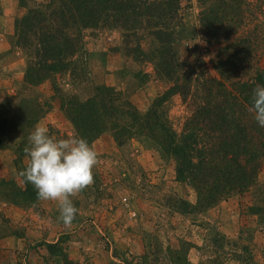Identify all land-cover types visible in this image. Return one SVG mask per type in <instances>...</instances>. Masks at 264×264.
Here are the masks:
<instances>
[{
  "label": "rangeland",
  "instance_id": "rangeland-1",
  "mask_svg": "<svg viewBox=\"0 0 264 264\" xmlns=\"http://www.w3.org/2000/svg\"><path fill=\"white\" fill-rule=\"evenodd\" d=\"M169 1L129 0L128 7L133 8L123 13L131 19L127 30L114 24L113 12L104 13L96 28L84 31L69 71L55 78L57 93L53 80L37 86L27 81L34 49H23L16 36L17 23L51 0H0V13L8 9L12 22L11 34L6 29L0 31L9 46L0 53V105L9 111L3 117L8 126L0 148V237L13 234L25 238L24 249L9 256L7 264H61V258L48 255L45 245L57 238L69 259L81 264L71 259L66 247L70 234L98 231L110 249L107 237L115 229L109 231L108 224L98 219L118 212L121 220L116 229H120V240L138 239L140 253L118 250L119 257L110 264H126L125 260L141 264L145 261L140 258L145 255L146 264H170L169 250H179L183 244L189 246V259L195 264H264V162L248 190L201 210L195 188L177 181L175 160L156 143L135 136L119 145L108 132L94 142L99 161L93 169L94 183L72 198L79 211L70 229L58 221L56 202H32L17 196L19 203L15 204L5 195L13 196L15 189L25 187L19 176L28 163L23 149L38 123L57 139L75 137V128L62 110L63 97L67 100L76 95L86 101L106 86L120 92L123 100L132 103L140 114L150 110L155 99L171 85L157 72L165 50L154 33L159 29L173 32L178 71L192 70L202 60L215 78L231 79L215 69L214 60L223 45L206 36L217 8L229 4L235 12L243 10L244 15L241 21L227 26L239 28L246 35L254 34L257 68L264 70V0H180L174 5V18ZM153 2L161 4L163 16L159 21L144 15ZM31 43L35 46L37 40L32 38ZM254 74L247 69L241 78L233 77L228 83L249 80ZM193 79L202 87L206 76ZM160 112L178 133L191 114L179 95L165 103ZM124 196L131 200L129 209L122 204ZM132 209L136 216L130 214ZM77 220H81L79 224H75Z\"/></svg>",
  "mask_w": 264,
  "mask_h": 264
},
{
  "label": "trees",
  "instance_id": "trees-1",
  "mask_svg": "<svg viewBox=\"0 0 264 264\" xmlns=\"http://www.w3.org/2000/svg\"><path fill=\"white\" fill-rule=\"evenodd\" d=\"M128 1L51 0L43 9L31 10L16 26L19 46L26 50L34 49V57H31L27 67V81L37 86L53 80L58 93L55 78L69 71L83 42L85 30L96 28L106 12H113L110 14L114 15V24L128 29L131 19L123 14L133 8L128 7ZM179 1H169L173 18L177 17L173 8ZM148 8L144 15L156 21L162 18L160 3L153 2ZM242 11L235 12L229 4L223 3L214 13L206 36L211 42L223 45L214 60L219 75L241 78L250 69L255 72L251 79H236L228 83L232 78H215L202 60L192 70L178 71L173 32L159 29L154 33L165 50L157 72L170 81L169 88L155 99L144 115L132 103L123 100L120 92L106 86L100 87L97 94L86 101L76 95L67 100L63 97L62 110L75 128V137L85 138L90 145L108 132L119 145L135 136L147 137L166 156L175 160L177 181L195 188L197 206L201 210L216 206L236 192L248 190L264 162V128L248 111L252 105L253 90L257 85L264 84V70L257 68L256 49L252 41L254 34L246 35L239 28L227 26L241 21ZM32 38L37 40L35 46L31 43ZM194 76H206L202 87L196 85L198 81L193 79ZM177 95L191 113L180 133L160 112L164 104ZM8 113L5 105H0V148L4 143L2 134L7 132L8 126L3 117ZM23 181V189H15L13 196L5 195L15 204L19 203L17 196L27 198V201H38L33 185L24 178ZM61 244L46 243L48 255L61 258V264H74ZM169 252L170 264H195L189 259L187 244ZM114 256L119 257L117 252ZM140 259L145 261L141 264H146L147 255ZM125 263L133 264L127 260Z\"/></svg>",
  "mask_w": 264,
  "mask_h": 264
},
{
  "label": "clouds",
  "instance_id": "clouds-1",
  "mask_svg": "<svg viewBox=\"0 0 264 264\" xmlns=\"http://www.w3.org/2000/svg\"><path fill=\"white\" fill-rule=\"evenodd\" d=\"M248 111L264 128V86L257 85L253 90ZM23 151L28 163L19 176L33 185L38 201L57 203L58 221L70 229L79 211L72 198L94 183L93 169L99 162L98 153L85 138L57 139L39 123L29 134L28 146Z\"/></svg>",
  "mask_w": 264,
  "mask_h": 264
},
{
  "label": "crops",
  "instance_id": "crops-1",
  "mask_svg": "<svg viewBox=\"0 0 264 264\" xmlns=\"http://www.w3.org/2000/svg\"><path fill=\"white\" fill-rule=\"evenodd\" d=\"M10 18H11V13L9 12L8 9H6L4 13H0V31H4V29H6L11 34L9 24H12V22ZM1 37L4 38L0 39V45L5 46V48L1 49L0 47V53L5 51L7 47H9L5 38L6 36L4 35ZM98 142L100 143L101 141L99 140ZM101 144L98 145L99 149L101 147ZM93 147L96 151H98L96 149V143L93 144ZM101 152L103 153L105 151H101ZM120 214H121L120 212L116 214H109V215L106 214V215H102L101 219H98L100 220L99 222L101 224L102 223L108 224L109 231L115 229V233H108L109 238L107 237V241L110 240L109 242L111 245L110 249L106 248V246L103 244V242L105 241L101 237L98 231L95 234H91L87 231L71 233L70 234L71 239H69V242L66 245V247H68V252L69 255L71 256V259L77 262L80 261L81 264H89L90 262H91L90 264H110L111 262L116 260L113 250H115L114 252H118V250L124 251L130 249V252L133 254L140 253V247L136 245L138 239L136 240V239L128 238L127 241L126 239L123 238L120 240L121 238L119 234L120 229L119 228L116 229L117 225H119V222L121 220ZM95 216L98 217V215ZM79 221L81 220H77L75 224H79ZM82 233L83 235H81ZM24 240L25 238L23 236L19 238L17 236H14L13 234L0 237V264H7L9 256H11L13 253H16V251L18 250H23ZM58 240H59L58 238L54 239L53 243L58 242ZM86 259H89V261L87 262Z\"/></svg>",
  "mask_w": 264,
  "mask_h": 264
},
{
  "label": "built area",
  "instance_id": "built-area-1",
  "mask_svg": "<svg viewBox=\"0 0 264 264\" xmlns=\"http://www.w3.org/2000/svg\"><path fill=\"white\" fill-rule=\"evenodd\" d=\"M122 204H123L124 207H126V208L129 209V208H130V205H131V200H130V198L127 197V196H124V197L122 198ZM130 214H132L133 216H136V215H137L136 211L133 210V209L130 211Z\"/></svg>",
  "mask_w": 264,
  "mask_h": 264
}]
</instances>
